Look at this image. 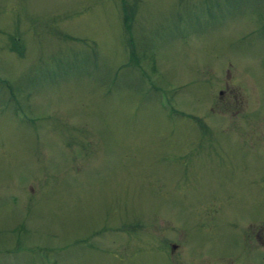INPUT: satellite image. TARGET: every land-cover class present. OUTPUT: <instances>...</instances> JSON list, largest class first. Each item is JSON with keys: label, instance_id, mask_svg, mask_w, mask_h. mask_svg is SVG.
I'll use <instances>...</instances> for the list:
<instances>
[{"label": "rangeland", "instance_id": "1", "mask_svg": "<svg viewBox=\"0 0 264 264\" xmlns=\"http://www.w3.org/2000/svg\"><path fill=\"white\" fill-rule=\"evenodd\" d=\"M0 264H264V0H0Z\"/></svg>", "mask_w": 264, "mask_h": 264}, {"label": "flooded vegetation", "instance_id": "2", "mask_svg": "<svg viewBox=\"0 0 264 264\" xmlns=\"http://www.w3.org/2000/svg\"><path fill=\"white\" fill-rule=\"evenodd\" d=\"M260 241H261V235L259 234V229L257 227L256 230L254 231V238H253L255 250L257 251V253H258V246Z\"/></svg>", "mask_w": 264, "mask_h": 264}, {"label": "water", "instance_id": "3", "mask_svg": "<svg viewBox=\"0 0 264 264\" xmlns=\"http://www.w3.org/2000/svg\"><path fill=\"white\" fill-rule=\"evenodd\" d=\"M174 244H172V246H173Z\"/></svg>", "mask_w": 264, "mask_h": 264}]
</instances>
